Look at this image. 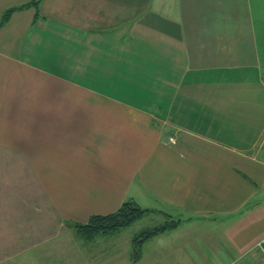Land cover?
Returning <instances> with one entry per match:
<instances>
[{"label": "crops", "instance_id": "0c3cea01", "mask_svg": "<svg viewBox=\"0 0 264 264\" xmlns=\"http://www.w3.org/2000/svg\"><path fill=\"white\" fill-rule=\"evenodd\" d=\"M28 1L0 0V17ZM39 13L0 28V231L39 228L41 202L85 223L134 200L178 219L170 231L212 230L216 260L264 264V0H41ZM156 237L136 259L132 239L129 264ZM92 241L67 227L0 264H94Z\"/></svg>", "mask_w": 264, "mask_h": 264}, {"label": "rangeland", "instance_id": "374dc122", "mask_svg": "<svg viewBox=\"0 0 264 264\" xmlns=\"http://www.w3.org/2000/svg\"><path fill=\"white\" fill-rule=\"evenodd\" d=\"M223 85L224 83L219 86L217 85L216 88L222 90ZM238 89L232 88L231 90L235 91ZM217 98H219V95ZM40 214L39 228L22 231H0V258L28 247L32 242L55 235L68 227V223L62 221L60 213L57 210L55 211L51 205H44L41 202ZM169 219L161 213H148L128 227L117 230L116 232L94 236L93 244L87 246L91 253V261L94 264L99 259L103 260V264H129V253L126 250L132 239L142 230L165 223ZM173 219L178 220L176 218ZM201 226V224H195L194 226L188 225L189 229L188 227H183L179 230V234L169 229L163 235L160 234L165 231L156 235L158 237L147 244L145 260H142L139 264H240L239 261L234 262V260H229L228 262L220 261V259L216 260L213 256L212 246L210 245L214 234H212V230L210 231L208 229H204L207 231L203 232ZM68 229L70 228L68 227ZM70 231L74 233L72 229ZM210 235H212V239H210ZM179 240L184 245L175 246ZM113 241L120 243V246L112 245ZM175 248L178 249L179 254L184 256L181 262L169 261V258L165 261H163L164 259L160 260L159 257L162 250H165L166 254H170V251ZM133 257L135 258V256ZM100 263L102 264V261ZM251 264L253 263L251 262Z\"/></svg>", "mask_w": 264, "mask_h": 264}, {"label": "trees", "instance_id": "16d2710c", "mask_svg": "<svg viewBox=\"0 0 264 264\" xmlns=\"http://www.w3.org/2000/svg\"><path fill=\"white\" fill-rule=\"evenodd\" d=\"M41 0H30L26 3L8 7L0 17V28L10 19L13 12L24 9L29 6L36 8V15L39 16V5ZM151 209L141 207L134 200H127L115 211L106 214H93L85 223L67 220L68 227L73 230L76 238H84L87 241L93 240L94 236L99 234H108L116 232L122 228L128 227L136 220L148 214ZM180 221L169 219L165 223L142 230L134 237L135 259L140 257L143 243L148 239L176 227Z\"/></svg>", "mask_w": 264, "mask_h": 264}, {"label": "built area", "instance_id": "2783aa9c", "mask_svg": "<svg viewBox=\"0 0 264 264\" xmlns=\"http://www.w3.org/2000/svg\"><path fill=\"white\" fill-rule=\"evenodd\" d=\"M172 141L174 142V139H172ZM258 246H259V247L263 250V252H264V239L258 243Z\"/></svg>", "mask_w": 264, "mask_h": 264}]
</instances>
